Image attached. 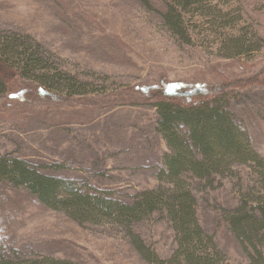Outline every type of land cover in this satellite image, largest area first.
Instances as JSON below:
<instances>
[{"label":"rangeland","instance_id":"rangeland-1","mask_svg":"<svg viewBox=\"0 0 264 264\" xmlns=\"http://www.w3.org/2000/svg\"><path fill=\"white\" fill-rule=\"evenodd\" d=\"M150 2L163 9L162 0ZM224 10H230L236 24L225 33L248 31L255 36L256 51L224 58L215 32L207 27L186 43L164 27L157 11L138 0H0V31L30 36L59 69L93 90L49 99L36 96V84L16 76L12 90L0 95V155L25 159L47 174L87 181L128 200L162 184L157 167L169 149L157 132L155 107L131 105L122 97L166 82L188 90L231 81L230 109L245 121L264 160V0H230ZM11 93L17 97L10 98ZM58 163L63 168H55ZM235 172L218 178L210 189L198 183L193 189L202 227L230 263L249 264L225 216L240 205L244 193L256 188L264 194V189L251 165H236ZM133 231L162 258L175 248L172 229L158 215L137 223ZM0 232L24 257L150 264L123 229L80 225L63 212L44 208L25 189L2 182Z\"/></svg>","mask_w":264,"mask_h":264},{"label":"trees","instance_id":"trees-1","mask_svg":"<svg viewBox=\"0 0 264 264\" xmlns=\"http://www.w3.org/2000/svg\"><path fill=\"white\" fill-rule=\"evenodd\" d=\"M138 1L157 11L164 27L186 43L192 44L207 27L215 32L224 58H242L257 50L255 36L248 31L225 33V28H236L230 10H224L230 0H162L160 10L154 9L150 0ZM29 37L0 31V95L12 90L10 81L16 76L36 84V96L49 99H69L93 91L88 83L59 69L47 57L49 52ZM234 92L231 81L188 90L181 83L166 82L122 97L131 105L151 103L156 109L157 132L169 149L157 167V179L162 183L157 189L126 200L87 181L47 174L42 167L12 155H0V182L25 189L44 208L63 212L80 225L123 229L150 264H232L215 237L202 227L193 185L210 189L218 178L236 175V165H251L264 189V160L251 143L245 121L230 109L229 98ZM54 167L60 169L63 164ZM255 189L244 193L240 205L226 211L225 218L249 264H264V194ZM155 215L174 233L175 248L167 259L133 231L134 225ZM6 240L0 232V264H76L49 256H21Z\"/></svg>","mask_w":264,"mask_h":264}]
</instances>
